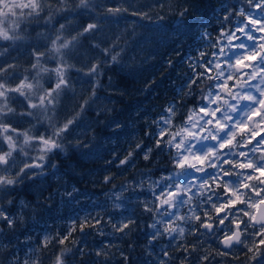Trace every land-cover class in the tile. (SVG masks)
<instances>
[{"label":"clouds","instance_id":"9594fccd","mask_svg":"<svg viewBox=\"0 0 264 264\" xmlns=\"http://www.w3.org/2000/svg\"><path fill=\"white\" fill-rule=\"evenodd\" d=\"M0 264H264V0H0Z\"/></svg>","mask_w":264,"mask_h":264}]
</instances>
